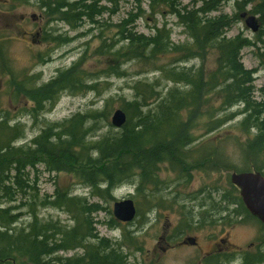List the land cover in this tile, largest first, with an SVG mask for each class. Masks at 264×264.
Returning a JSON list of instances; mask_svg holds the SVG:
<instances>
[{
	"label": "trees",
	"instance_id": "16d2710c",
	"mask_svg": "<svg viewBox=\"0 0 264 264\" xmlns=\"http://www.w3.org/2000/svg\"><path fill=\"white\" fill-rule=\"evenodd\" d=\"M30 1L4 0L8 11ZM33 1L45 17L62 22L72 30L83 21L96 24L95 17L116 12L112 9L116 5L114 0ZM223 1L205 0L197 8L187 10L180 6L179 0H149L151 10L164 8L166 13L178 19L177 24L190 40L186 44L172 43L170 31L165 25L155 28L148 36L133 32V24L142 13L141 8L139 14L130 15V19L118 24L116 36L119 34V40L111 44L102 42L96 53L105 55L107 59L106 76L122 78L126 75L122 67L136 62L154 67L159 79L174 85L166 91H159L158 80L135 83L131 88L134 100L122 106L127 121L120 130L110 129L97 140H92L90 137L96 131L93 128L100 120L112 128L108 121L109 112L77 113L70 119L44 128L30 146L14 147L12 143L21 135L17 126H9V120L1 116L0 192L4 193L8 202H15L16 194L29 185L26 169L33 170L37 166H43L47 172L70 174L93 196L103 201L113 200L112 190L116 186L133 183H136L137 194L148 200L163 185L159 175L162 166L174 173L177 180L188 184L192 171L208 172L213 165L221 163L211 142L204 141L195 146L196 140L192 137L195 125L201 122L206 134L222 129L233 115L221 113L236 104L242 106L239 115L243 119L238 127L245 138L242 145L245 166L240 169L231 168L230 163V167L227 166L236 173L254 172L264 176V102L254 100L255 71L244 68L240 55L243 49L253 44L240 35L226 37L236 17H209ZM245 3H255L258 24L264 26V0H246ZM260 33L263 34L262 31ZM50 40L65 42L59 36ZM209 50L215 53V67L206 75L202 67L195 70L171 67L172 64L202 60L201 57ZM162 59L169 60L170 65L160 63ZM80 63H74L39 87H31L29 78L23 82L13 78L15 92L11 94V99L16 100V93L23 92L32 104L30 115L35 118L51 109L61 93L77 94L82 88L92 91L95 84H82L84 77L77 71ZM211 99H216L217 107L209 106ZM143 108L146 110L143 111ZM134 114L137 115L135 122ZM150 116L152 119L148 121ZM86 124L90 126L86 127ZM141 136L144 143L138 144ZM228 138L224 136V139ZM221 141L222 136L217 142ZM190 148L195 150L190 153ZM231 191L236 195L224 196L223 202L238 206L246 217L255 220L244 208L238 191L233 186ZM162 197L164 199L165 196ZM35 203L36 200H33L29 208ZM52 206L70 217V227H56L52 222L39 223L32 210V223L18 229L16 224L20 216L14 213L18 207L0 209V264H129L121 244L112 243L96 233L97 223L93 215L103 211L99 203H89L84 198L72 197L65 191L57 190ZM112 221L117 224V221ZM76 251L80 254L59 257L61 253ZM240 262L264 264V248L258 246L254 252L244 253Z\"/></svg>",
	"mask_w": 264,
	"mask_h": 264
},
{
	"label": "rangeland",
	"instance_id": "374dc122",
	"mask_svg": "<svg viewBox=\"0 0 264 264\" xmlns=\"http://www.w3.org/2000/svg\"><path fill=\"white\" fill-rule=\"evenodd\" d=\"M114 1L116 3L112 8L116 10L114 14H103L98 18L100 23L96 26L83 22L77 29L72 30L62 22L45 17L33 0L15 6L11 11H8V4L0 0V117H6L9 126L20 124L22 127L23 136L12 143L14 147L30 143L44 128L60 123L77 113H100L105 110L109 112L107 114L110 115L108 117L110 124L111 114L116 109H122L126 101L134 100L131 88L135 83H152L159 79V73L154 67L136 62L127 63L122 67L126 73L122 78L104 74L108 66L107 59L105 55L99 56L96 51L102 42L111 44L118 39L116 36L118 24L122 19H127L128 13H135L138 5L137 0ZM202 1L205 0H179V3L183 9L191 10L200 6ZM245 1L224 0L218 10L209 14V17L228 16L231 19L236 17L226 37L234 38L240 35L253 44L241 51V62L245 69L255 71L254 100L264 102V26H259L256 33L245 27L240 14L247 13L259 19V15L254 13L255 3L247 4ZM139 2L143 13L135 24L138 33L152 35L155 28L165 25L174 44L190 42L182 27L176 23V19L166 13L164 8L151 10L148 8L147 0ZM102 5L109 7L107 4ZM58 36L65 42L50 40L51 37ZM201 59L171 66L185 70L202 67L205 75L213 71L215 53L209 50ZM78 61L81 63L77 65V71L84 77L82 84L97 83L101 88L99 92H88L83 88L77 94L65 92L51 109L38 114L35 118L30 115L32 104L27 101L23 92L16 93V100L11 99V94L15 92L13 78L18 82L29 78L31 87H39ZM169 62L162 59L160 63L170 65ZM161 82L159 91L174 87L172 83ZM217 105L216 99L209 101V106ZM241 110L242 107L239 106L225 111V114L233 115L231 121L211 134L204 132L201 122L195 125L192 131V137L196 140L195 146L204 141L211 142L218 152L217 158L221 163L213 165L208 172L192 171L188 184L177 180L174 173L162 166L159 175L163 185L148 200H143L132 184L114 191L113 200L103 201L93 196L89 189L70 174L51 173L43 166H37L34 170H26L30 184L23 190L25 194L22 192L23 195L17 199L18 202H8V198L0 192V209L18 207L19 202L25 205L22 208L18 207L14 212L20 216L16 224L18 229L32 223V210L39 223L58 221L65 227H70L72 225L70 217L52 206L56 191H65L72 197L84 198L89 203L97 202L103 207V211L93 215L97 222L96 233L112 243L121 244L129 264H240L244 253L255 251H248L250 244L264 241V230L254 220L244 215L222 218L227 217L224 209L242 212L239 207L223 202L224 196L236 195L231 191L229 182L233 171L227 165L230 163L231 168L238 169L245 166L242 154L245 138L238 127L243 119V116L239 115ZM89 126L86 124V127ZM110 129L115 131L108 127L104 120H100L96 128H93L96 131L92 132L90 139L97 140ZM220 136L222 141L217 142ZM224 136L230 138L224 139ZM194 150L190 148L189 152L192 153ZM33 179H36L35 184L32 183ZM157 196L160 199L157 200ZM162 196H165L164 199ZM33 200H36V203L30 209ZM123 200L133 201L136 207L137 217L131 224H115L112 221L114 202ZM187 238L195 239L196 245H183L182 242ZM222 239L226 240L224 245L219 244ZM75 254L80 253L78 251L61 253L59 257Z\"/></svg>",
	"mask_w": 264,
	"mask_h": 264
},
{
	"label": "water",
	"instance_id": "95a60500",
	"mask_svg": "<svg viewBox=\"0 0 264 264\" xmlns=\"http://www.w3.org/2000/svg\"><path fill=\"white\" fill-rule=\"evenodd\" d=\"M240 18L252 33L258 31L259 25L255 17L242 13ZM124 123L123 113L119 110L115 111L110 119L111 126L119 129ZM230 183L239 191L246 210L264 226V176L254 172L232 173ZM112 215L119 223L129 224L135 218V206L131 200L115 202L112 207ZM187 242L190 245L195 244L194 240Z\"/></svg>",
	"mask_w": 264,
	"mask_h": 264
},
{
	"label": "bare ground",
	"instance_id": "6f19581e",
	"mask_svg": "<svg viewBox=\"0 0 264 264\" xmlns=\"http://www.w3.org/2000/svg\"><path fill=\"white\" fill-rule=\"evenodd\" d=\"M148 1V8H149V0H147ZM137 3H138V5H137V8H136V11H135V13H133V12H130V13H128V17H127V19H122V21H125V20H128V19H130L129 17H130V15L132 16V15H136V14H139L138 12H139V8H141V3L139 2V0H137ZM143 13V12H142ZM141 13V14H142ZM106 14H109V13H106ZM141 14L139 15V17H138V19L137 20H139V18L141 17ZM247 14V13H246ZM241 15V14H240ZM91 16V15H90ZM171 16H173V15H171ZM175 19H176V23H178V19L175 17V16H173ZM98 18H100V17H98ZM98 18L97 17H95L94 18V21H96V24H91V21H89V22H86L87 24H89L90 26H96V25H98L100 22L98 21ZM137 20H136V22H137ZM83 22H85V21H83ZM82 22V23H83ZM136 22H135V24H136ZM135 24H133L134 25V30H133V32H137L136 31V26H135ZM137 34H140V33H138L137 32ZM119 35V34H118ZM117 35V37H118V39L117 40H119V37L120 36H118ZM116 40V41H117ZM115 41V42H116ZM119 42V41H118ZM172 42V41H171ZM173 43V42H172ZM196 60V59H195ZM191 61H193V60H191ZM190 62V61H189ZM172 67V66H171ZM103 74V73H102ZM160 78V77H159ZM161 81H165L164 79H158V82H157V86L158 87H160L161 88V86H162V82ZM166 82V81H165ZM169 83V82H168ZM97 87H95L92 91H95V92H99V90L101 89V88H99V84H95ZM88 86H90V85H88ZM87 91V90H86ZM92 91H90V92H92ZM63 93H61L60 94V96L62 95ZM253 94H255V91H254V93ZM128 103H131V101L129 100V101H126V104H128ZM239 106H241V105H239V104H236V105H233V107H231V109L232 108H235V107H239ZM242 107V106H241ZM121 111L122 113H123V115L125 116V123H126V121H127V116H126V114H125V112L122 110V109H116L115 111ZM143 111H145L146 109L145 108H143L142 109ZM114 111V112H115ZM113 112V113H114ZM113 113L111 114V117H112V115H113ZM151 113H153V112H151ZM224 113V112H223ZM223 113H221V114H223ZM74 115H72L71 117H73ZM137 116V115H136ZM136 116H135V114H134V116H133V120H134V122L136 121ZM70 117V118H71ZM70 118H68V119H70ZM111 119V118H110ZM151 119H152V116H150L149 118H148V121H151ZM125 123L119 128V129H116V128H114V127H112L113 129H115V131H118V130H120L124 125H125ZM15 126H17V132H19V134L21 135V136H23V130H22V128H21V125L19 124V125H15ZM145 127H146V125H144ZM143 130V129H142ZM147 131V130H146ZM20 136V137H21ZM144 142H143V136H141V138L138 140V144H143ZM31 145V142L30 143H26V144H24V146H30ZM44 168V167H43ZM35 169V168H34ZM33 169V170H34ZM45 169V168H44ZM26 170H30V169H26ZM26 172V171H25ZM51 173H57V172H51ZM35 181H36V179L34 180V181H32V183H34L35 184ZM30 184V183H29ZM125 186H128V185H126V184H120V185H118V186H116L113 190H112V192H114V191H116L117 189H120V188H122V187H125ZM133 186H135V188H136V183H133ZM22 192H23V190H20L19 192H18V195H17V197L15 198L16 200H15V202L14 203H16V202H18L17 201V199H20L19 197L21 196V194H22ZM23 195V194H22ZM116 202H120V201H116ZM115 203V202H114ZM25 205L24 204H20V202H19V204H18V207H24ZM26 206L28 207L29 206V201H28V203H26ZM236 211V209H234L233 211H231V212H235ZM65 213V212H64ZM66 214V213H65ZM111 214H112V212H111ZM112 218H113V220H115V218H114V216L112 215ZM95 221V220H94ZM116 221V220H115ZM95 223H97L96 221H95ZM53 224H55L56 225V227H65L61 222H53ZM64 229V228H63ZM56 231H58V230H56Z\"/></svg>",
	"mask_w": 264,
	"mask_h": 264
},
{
	"label": "flooded vegetation",
	"instance_id": "af4514ba",
	"mask_svg": "<svg viewBox=\"0 0 264 264\" xmlns=\"http://www.w3.org/2000/svg\"><path fill=\"white\" fill-rule=\"evenodd\" d=\"M238 207V206H237ZM224 211L227 213V217H222L223 219H227V218H229V216L230 215H232V216H234V215H236V216H240V217H242L243 215L244 216H246V214L242 211V212H240V211H235V212H231V211H228L227 209H224ZM223 211V212H224ZM189 239H192V238H187L186 240H184L183 242H182V244L183 245H189L186 241H188ZM194 240V242H195V244H194V246L196 245V241H195V239H193ZM162 241H165L164 239H162ZM168 242H170V241H168ZM226 242V240L225 239H222V240H220V243L219 244H223L224 245V243ZM168 246L169 247H171V245L170 244H168ZM191 246V245H190ZM217 246H218V244H217ZM262 247V249L264 248V244H262L261 242H255V243H252V244H250L249 245V247H248V251H252V250H255L257 247Z\"/></svg>",
	"mask_w": 264,
	"mask_h": 264
}]
</instances>
